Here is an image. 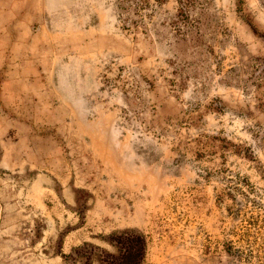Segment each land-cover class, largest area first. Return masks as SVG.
Wrapping results in <instances>:
<instances>
[{"label": "rangeland", "instance_id": "374dc122", "mask_svg": "<svg viewBox=\"0 0 264 264\" xmlns=\"http://www.w3.org/2000/svg\"><path fill=\"white\" fill-rule=\"evenodd\" d=\"M123 231L264 264V0H0V264Z\"/></svg>", "mask_w": 264, "mask_h": 264}, {"label": "trees", "instance_id": "16d2710c", "mask_svg": "<svg viewBox=\"0 0 264 264\" xmlns=\"http://www.w3.org/2000/svg\"><path fill=\"white\" fill-rule=\"evenodd\" d=\"M254 32L255 28L252 26ZM109 242L116 248V254L100 251L97 255L94 246H85L73 249L69 254L71 262L81 258L83 264H92L93 258L97 255L99 264H142L145 255V238L141 233L134 231H123L109 236Z\"/></svg>", "mask_w": 264, "mask_h": 264}]
</instances>
